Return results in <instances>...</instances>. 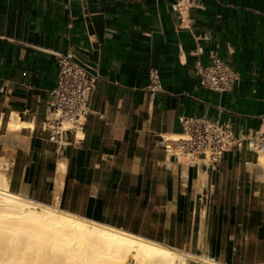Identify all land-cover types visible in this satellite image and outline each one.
<instances>
[{
    "label": "crops",
    "instance_id": "1",
    "mask_svg": "<svg viewBox=\"0 0 264 264\" xmlns=\"http://www.w3.org/2000/svg\"><path fill=\"white\" fill-rule=\"evenodd\" d=\"M53 52L101 78L62 149L43 129L58 82ZM214 56L237 75L229 92L201 86L197 71ZM152 69L165 92L144 90ZM183 116L241 136L260 129L264 0H0L9 192L213 263L264 264V167L249 145L216 163L177 161L162 138L182 133ZM17 121L26 125L12 129Z\"/></svg>",
    "mask_w": 264,
    "mask_h": 264
},
{
    "label": "bare ground",
    "instance_id": "2",
    "mask_svg": "<svg viewBox=\"0 0 264 264\" xmlns=\"http://www.w3.org/2000/svg\"><path fill=\"white\" fill-rule=\"evenodd\" d=\"M25 125L17 121L10 127L21 129ZM261 164L264 167V160ZM200 261L217 264L202 258ZM0 264L197 262L126 231L25 200L9 192L0 179Z\"/></svg>",
    "mask_w": 264,
    "mask_h": 264
},
{
    "label": "built area",
    "instance_id": "3",
    "mask_svg": "<svg viewBox=\"0 0 264 264\" xmlns=\"http://www.w3.org/2000/svg\"><path fill=\"white\" fill-rule=\"evenodd\" d=\"M58 66V82L50 92V116L44 122V131L50 142L62 149L67 135L82 130L90 114L92 94L101 81L97 68L77 59L74 55L53 52ZM201 86L214 92L224 93L233 89L236 73L218 56L208 67L197 71ZM146 92L154 95L165 92L159 73L149 72ZM182 133L175 138H162L167 144L165 152L179 161L182 157L216 163L224 154L240 150L246 145L258 158H264V120L253 135H238L229 125L197 117H180ZM214 260V259H213ZM215 261V260H214Z\"/></svg>",
    "mask_w": 264,
    "mask_h": 264
},
{
    "label": "rangeland",
    "instance_id": "4",
    "mask_svg": "<svg viewBox=\"0 0 264 264\" xmlns=\"http://www.w3.org/2000/svg\"><path fill=\"white\" fill-rule=\"evenodd\" d=\"M80 137H81V135H79ZM173 138H175V137H173ZM261 160H264V158L263 157H260L259 158V160H258V162H259V164H261ZM49 207V206H48ZM52 209H57V208H54V207H51ZM57 210H60V209H57ZM60 211H62V210H60ZM64 212V211H63ZM66 213V212H65ZM179 251V252H178ZM177 252L180 254V255H182V256H184L185 258H187L188 260H191V261H194V262H197V264H203V263H201V261H200V256H198V255H196L195 253L194 254H192V253H190V252H185V251H180V250H178ZM198 260V261H197ZM200 261V262H199ZM216 261V260H215ZM199 262V263H198ZM216 262H218V261H216Z\"/></svg>",
    "mask_w": 264,
    "mask_h": 264
}]
</instances>
